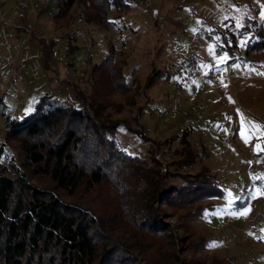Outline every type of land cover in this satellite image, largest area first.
<instances>
[{
	"label": "rangeland",
	"instance_id": "374dc122",
	"mask_svg": "<svg viewBox=\"0 0 264 264\" xmlns=\"http://www.w3.org/2000/svg\"><path fill=\"white\" fill-rule=\"evenodd\" d=\"M126 3L130 9L119 17L113 9L106 26L87 23L86 7L78 4L68 26L56 31L57 1L0 0V73L6 75L16 65L23 75L20 102L0 92V162L24 161L16 143L7 141L8 121L30 118L43 99L79 108L70 84L90 94L94 66L114 47L129 83L137 79L142 88L151 73L157 71V76L148 90L149 102L138 99L120 116L150 140L126 125L112 138L147 167L152 154L171 172L196 174L208 167L225 193L223 199L207 201L213 211L188 224L182 221L183 210L161 203L179 238L209 239L205 250L182 243L183 258L204 264L215 257L225 264H264V196L249 198L257 188L264 191V135L251 127L255 122L264 129V0ZM38 38L54 41L50 61ZM141 107L142 127L134 121ZM186 132L198 157L193 166L181 169L172 163L180 159ZM32 181L50 187L47 180ZM170 184L182 186L184 180L178 177ZM98 203L83 201L91 208ZM105 206L110 208L108 200Z\"/></svg>",
	"mask_w": 264,
	"mask_h": 264
},
{
	"label": "trees",
	"instance_id": "16d2710c",
	"mask_svg": "<svg viewBox=\"0 0 264 264\" xmlns=\"http://www.w3.org/2000/svg\"><path fill=\"white\" fill-rule=\"evenodd\" d=\"M57 2L56 31L68 26L78 4L86 7V22L98 26L110 23L113 9L118 17L130 9L126 0ZM38 39L50 61L54 41ZM123 65L112 47L94 66L90 94L70 84L79 108L43 99L30 118L8 121L7 141L16 143L24 161L0 162V264H204L184 259L180 245L205 250L209 239L179 238L161 203L183 210L182 221L188 224L213 211L207 201L223 199L225 193L208 167L196 174L171 172L153 154L147 167L119 147L112 137L120 126H129L120 116L138 99L149 102L148 90L157 76V71L151 73L141 88L137 79L129 83ZM143 112L141 107L134 116L141 127ZM129 129L150 140L141 129ZM189 138L188 132L182 136L180 159L172 163L181 169L193 166L198 157ZM178 177L184 185H171ZM35 178L49 181L50 187H39ZM86 199L108 200L110 208L104 202L97 208L84 206ZM210 264L225 261L215 257Z\"/></svg>",
	"mask_w": 264,
	"mask_h": 264
},
{
	"label": "built area",
	"instance_id": "2783aa9c",
	"mask_svg": "<svg viewBox=\"0 0 264 264\" xmlns=\"http://www.w3.org/2000/svg\"><path fill=\"white\" fill-rule=\"evenodd\" d=\"M57 1V0H55ZM23 80V75L21 72L16 68V65H12L9 72L6 75L0 76V92L2 96H10L14 99H17L21 91V83ZM199 120L200 117H197ZM8 129V128H7ZM258 220H262V213L257 218Z\"/></svg>",
	"mask_w": 264,
	"mask_h": 264
},
{
	"label": "snow or ice",
	"instance_id": "6c2138e0",
	"mask_svg": "<svg viewBox=\"0 0 264 264\" xmlns=\"http://www.w3.org/2000/svg\"><path fill=\"white\" fill-rule=\"evenodd\" d=\"M261 75H264V73H260ZM251 127L257 131H260L262 135H264V129L260 128L258 125L255 124V122H251ZM246 142H247V138H246ZM261 179H264V177H261ZM261 187H264V185H262ZM258 193L260 196H264V191H261L260 188L255 189V193H253L249 198H255V194ZM232 194L229 193V196H231ZM239 199V198H238ZM233 203V201H229V206H231V204ZM250 210V209H249ZM236 214H244L246 215L247 213H236Z\"/></svg>",
	"mask_w": 264,
	"mask_h": 264
},
{
	"label": "crops",
	"instance_id": "0c3cea01",
	"mask_svg": "<svg viewBox=\"0 0 264 264\" xmlns=\"http://www.w3.org/2000/svg\"><path fill=\"white\" fill-rule=\"evenodd\" d=\"M0 75H3V73L1 72ZM1 99V98H0ZM3 99V98H2Z\"/></svg>",
	"mask_w": 264,
	"mask_h": 264
}]
</instances>
